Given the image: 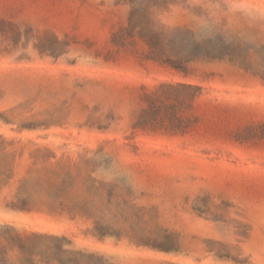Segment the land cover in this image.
<instances>
[{
	"label": "rangeland",
	"instance_id": "374dc122",
	"mask_svg": "<svg viewBox=\"0 0 264 264\" xmlns=\"http://www.w3.org/2000/svg\"><path fill=\"white\" fill-rule=\"evenodd\" d=\"M5 223L16 264H264V0H0Z\"/></svg>",
	"mask_w": 264,
	"mask_h": 264
},
{
	"label": "trees",
	"instance_id": "16d2710c",
	"mask_svg": "<svg viewBox=\"0 0 264 264\" xmlns=\"http://www.w3.org/2000/svg\"><path fill=\"white\" fill-rule=\"evenodd\" d=\"M140 36L146 41L149 49H150V55L156 59V60H162L165 62H169L172 66H174L177 69H182L180 65H178L177 61L172 59L171 57L167 56L163 47L165 45V41L168 38H175L177 35V32H171L169 35L164 32L163 30H155L153 28H147L145 30L141 29L139 31ZM123 34H115V40L123 39ZM183 87H194L192 85L188 84H181ZM168 87H172L171 84H168ZM196 88H199L196 86ZM150 107L154 108V100L152 99V94H148ZM38 237H44L43 234L32 232L30 234H25L24 236H21L20 232L11 224L5 223L4 225L0 226V238L5 239L6 241H16L19 244V248L21 250H24L26 247V243L32 239L38 238ZM25 262H22L21 264H35L34 260H31L30 258L27 259ZM0 264H16L13 261H10L6 257H3L0 255Z\"/></svg>",
	"mask_w": 264,
	"mask_h": 264
}]
</instances>
